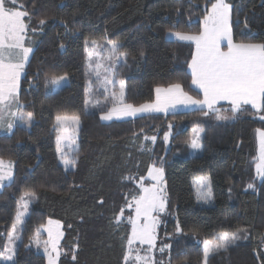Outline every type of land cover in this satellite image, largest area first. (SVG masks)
<instances>
[{
    "label": "trees",
    "instance_id": "16d2710c",
    "mask_svg": "<svg viewBox=\"0 0 264 264\" xmlns=\"http://www.w3.org/2000/svg\"><path fill=\"white\" fill-rule=\"evenodd\" d=\"M213 2L17 0L31 15L25 45L32 49L17 112L33 113V120L26 126L14 119V127L0 133V159L14 166L12 181L0 188V254L22 197L34 193L14 264H47L33 240L48 219L63 223L59 264H125L132 230L128 217L134 213L127 205L141 195V181L155 164L164 168L167 194L157 228L159 248L149 255L136 244L132 254H148L156 264H203L198 239L240 229L228 251L211 255L208 264H264V176L256 174V133L264 130V109L243 106L226 120L194 109L110 122L101 120L106 108L100 102L101 109L86 111L89 82L94 80L95 88L100 84L89 72V42H119L118 52L128 54L122 72L128 104L152 101L157 87L173 84L201 97L189 70L194 44L169 39L167 33H199ZM226 2L232 5L233 39L264 43V0ZM61 76L69 83L54 90L49 79ZM219 110L230 109L221 104ZM58 115L80 117L78 148L70 157H77L74 168L66 169L57 153ZM197 131L203 147L194 155L190 142ZM201 177L210 178V205L197 197ZM165 245L170 247L161 252Z\"/></svg>",
    "mask_w": 264,
    "mask_h": 264
},
{
    "label": "snow or ice",
    "instance_id": "6c2138e0",
    "mask_svg": "<svg viewBox=\"0 0 264 264\" xmlns=\"http://www.w3.org/2000/svg\"><path fill=\"white\" fill-rule=\"evenodd\" d=\"M232 5L226 3V0H215L211 3L210 10L204 16L203 30L197 35H188L175 33L180 40L194 41L196 44V54L192 58V83L197 85L203 91V100H197L189 96L182 89L180 84H174L168 88H157L156 99L152 103H145L139 107L131 104H123V91H121L119 107L114 103L112 108L102 115L104 120H112L113 117H135L138 113L168 112L177 109L178 106L188 107L190 105H199L216 113L218 120H226L229 117L220 113V110L214 106L221 100H229L232 104L233 118L240 112L244 105L251 104L256 109H264V43H235L233 41L232 26ZM27 18V20H26ZM31 15L23 10V5L18 4L17 0H0V130L13 128L11 120L19 119L30 126L33 120V113L17 114L11 111L13 104L19 107L18 89L21 73L25 68L28 55L31 48L24 46L27 32L29 31V22ZM39 23L43 25L44 20ZM34 31V30H33ZM225 43L227 51L221 49V44ZM119 45L116 42L111 43V48L115 51ZM142 54V53H141ZM127 56V53L123 54ZM63 77H50L49 82L59 84ZM123 89V82H121ZM7 114V117H6ZM71 119L79 123V117H56L58 124ZM171 130L172 125H168ZM171 131L165 133L164 140L167 141ZM260 154L264 159V131L260 132ZM65 139L67 137H64ZM61 137L57 138V151L61 152V160L66 169L75 166L77 157L67 158L63 149L59 146ZM145 139H148L145 137ZM153 142L156 137L150 138ZM191 148L198 150L201 148L199 137L197 136L190 142ZM258 171L264 176V169L257 165ZM12 163L7 164L0 159V187L5 185V181L12 180ZM7 169V170H6ZM148 175L153 181L162 183L163 168H153ZM201 183H208L207 178H203ZM249 188L253 185H249ZM142 194L139 198L133 197V202L127 206L134 208L135 218L129 216L128 221L132 227V239L128 241V254L125 255V264L131 259L133 262L141 261L143 264H156L154 257L133 256L131 244L134 240L155 247V230L158 220L153 213L163 212L166 206V193L163 187L153 184L151 187H145L141 184ZM27 195V194H26ZM35 196L34 193L31 194ZM201 199L211 198L210 187L207 192L200 195ZM23 199V197H22ZM102 202V201H101ZM23 207L27 209V201ZM22 213L17 214L16 223H22ZM123 211L121 212V216ZM144 223H141V220ZM119 222V218H118ZM16 223L13 224V231L16 229ZM242 231L237 229L234 232L224 231L217 234L215 240L203 241V264H208L209 257L221 251L228 249L239 238L238 233ZM62 235V234H61ZM14 238V237H12ZM9 241V247L5 250L6 254H0V260L12 262L14 264L15 246ZM37 243H39L37 241ZM170 247L165 245L159 250L164 251ZM48 255L49 264H57L61 252L57 248V241H52V251L46 247L44 249ZM75 260V255H73Z\"/></svg>",
    "mask_w": 264,
    "mask_h": 264
},
{
    "label": "rangeland",
    "instance_id": "374dc122",
    "mask_svg": "<svg viewBox=\"0 0 264 264\" xmlns=\"http://www.w3.org/2000/svg\"><path fill=\"white\" fill-rule=\"evenodd\" d=\"M210 8H209V10H210ZM202 30H203V21H202V29H201V31ZM175 33H179V32H169V33H167V38L172 39V40H179V41H186V42L193 43L194 44L193 56H194L196 54V44H195V42L194 41H189V40H180L178 37H176L174 35ZM199 33H197V34H199ZM181 34L197 35L195 33H181ZM232 34H233V31H232ZM25 39H26V37H25ZM233 41L235 43H240V42H236L234 39H233ZM111 43L107 44V43H102V42H89V44H88V46L86 48L87 57H88L89 72L91 73L92 76H95V77L100 79V84L96 88L93 87V83H95L94 80L93 81L91 80L89 82V88H88V91H87V107H86V111L87 112L88 111L97 110V109H101L102 107H105L106 108L105 112H107L110 108H112L114 103L117 105V107H119L120 104H121V101L119 100L121 91H123V102L122 103L125 104V105L128 104L126 102V83L122 79V72H123V68H124V64H125L127 56L123 55L124 52H118V48L115 51H113L112 48H111ZM116 43L120 46L119 42H116ZM221 49L223 51H227V46H226L225 43L221 44ZM31 54H32V51L28 55V60H27L26 64L28 63V61H29V59L31 57ZM193 56H192V58H193ZM191 62H192V59H191ZM191 62L189 64V70L192 73V70H191V67H190ZM26 64H25V67H26ZM23 73H24V70L21 73L19 84H20V81L22 79ZM61 77H63V79L60 81L59 84L52 83V86H53L54 90H58V89H60V88H62L64 86H66L69 83V80H68L67 76H61ZM121 82H123V89H121ZM191 85L201 92V97L194 96L193 94L187 92L182 85L181 86H182L183 91L185 93H187L189 96H191V97H193L194 99H197V100H203V98H204L203 97V91L201 89H199V87L197 85H194L192 82H191ZM169 86H171V85H169ZM169 86H162V87H159V88L164 89V88H168ZM156 89H155V93H154V99L152 101L144 102V103H141L139 105H133V106L134 107H139L142 104L154 102L155 99H156ZM18 92H19V89H18ZM99 102L102 103V107H97L96 106ZM221 104H227L228 105L230 110L222 111L221 114H223L225 116H228L229 117L228 119H230L232 117V115H233L231 101H229V100H221L214 107L219 109V106ZM244 106H250L251 108H253L256 111L262 110V109L254 108L251 104L244 105ZM194 109H207V108L206 107L201 108V106H199V105H190L188 107L178 106L177 109L175 110V112L188 111V110H194ZM11 111L15 112L14 109L11 110ZM16 112H17V110H16ZM105 112L101 113L100 118L102 117V115ZM172 112L173 111L170 110L168 112L138 113L135 117H115L114 116L112 120H104L102 118H101V120L103 122H110V121H117V120L121 121V120L133 119V118H137V117H141V116L149 115V114H168V113H172ZM17 113L21 114L20 112H17ZM62 116L74 117V116H78V115H62ZM15 121L16 120H13V122H12L13 123V127L15 125L14 124ZM20 123L25 125L24 121L20 120ZM55 128L57 129V138L61 137V139L59 141V146H60L61 149H63V153L67 156V158L70 159V157L72 156L74 151H76L77 148H78L80 117H79V123L78 124L73 122L71 119H69L68 121L62 122L60 124H58L57 121H56L55 122ZM0 131H2V130H0ZM261 131H264V130H258L257 133H256L257 143H258L257 165H260L261 168L264 169V159H261V154H260V135L259 134H260ZM0 133H3V132H0ZM197 136L199 137V142L201 143L202 146L198 150H195V149L192 148L194 155L200 154L201 151H202V147H203L202 140H201L202 132L201 131H197L193 135V139L196 138ZM64 137H67V138L65 139ZM170 137H171V135L169 136V139L166 142H169ZM57 153H58V155H59V157L61 159V154L62 153L58 152V151H57ZM8 162L9 161H5L6 164ZM153 166H155V168H162V167L157 166L155 164H151V166L149 167L148 173L153 168ZM11 171H12V179H13V176H14V166H13V164H12ZM256 174H257V177L259 179H262L263 176L258 171V167H256ZM203 178H207V181H208L207 185L201 183V180ZM9 182L10 181H5V184L9 183ZM141 184H143L145 187H151L153 184H157L158 187H163V189H164V191L166 193V182H165L164 168H163V180H162V183H158L157 181H153L151 179V177L147 174V181H145V182L141 181ZM209 187H210V191H211V198L208 199V200L199 198L202 193L207 192L209 190ZM196 189H197V197H198L199 202H201L202 204H205V205L212 204L213 195H212L211 182H210V178L209 177H201L200 179H198L197 183H196ZM26 194L24 195V198L22 199V202L20 204V210L18 212V213H22L23 214L21 216V220L23 222L22 223H16V218H17V215H16L15 221H14V223H16V229H15V231H13V228H12V230L10 232V235H9V241H10V238L14 237V238L11 239V244L15 246V253H17L18 245L22 241V231H23V227H24V222H25V220L28 218V216L30 214V209H31L32 201H33L32 195L29 194V193H26ZM141 194H142V188H141ZM26 201H27V209L25 210L23 205H24V203ZM166 205H167V194H166ZM165 209H166V206H165ZM163 212H159V213L154 212L153 213V216L156 217V219L158 220V223L156 225V230H155V236H156L155 247L154 248L150 247L146 243H142V242H140L138 240H134L133 239V242L131 244L132 245L131 248H133L134 245H136V244L140 245L142 248H147L148 249L149 255H153V253L158 250V248H159L158 247L159 238H158V235H157V228H158V225H159V222H160V219H161V214ZM132 217L135 218V210H134V213H133ZM144 222L145 221L142 219L141 223H144ZM62 236H63V223L60 220H57V219H48L47 222L45 223V225H43L37 231V233L35 235V238L33 240V244H34L35 247H38L41 250V252L44 253V255L46 256L47 264H49V259H48V255L45 253L44 249L47 247L49 251H52V241L56 240L57 241V248L61 252L60 242L62 240ZM130 239H132V230H131V238ZM204 240H210L211 241V240H215V239H198V243H200L202 245V247H203V241ZM9 241H8V245H7L6 249L9 247ZM37 241L39 243H37ZM3 254H6L5 251H4ZM135 255H139L141 257H146V255H148V254L143 256V254L140 251H137V253L133 254V256H135ZM15 256H16V254H15ZM60 257H61V255L59 256L57 264H59ZM14 261H15V257H14ZM0 263L1 264H12V262H6L4 260H0ZM136 264H143V262L137 261ZM148 264H149V262H148Z\"/></svg>",
    "mask_w": 264,
    "mask_h": 264
},
{
    "label": "crops",
    "instance_id": "0c3cea01",
    "mask_svg": "<svg viewBox=\"0 0 264 264\" xmlns=\"http://www.w3.org/2000/svg\"><path fill=\"white\" fill-rule=\"evenodd\" d=\"M24 45H25V42H24ZM26 46V45H25ZM27 47V46H26ZM14 109V111L16 112V110H17V106L15 105V104H13V106H12V108H11V110H13ZM17 113V112H16ZM6 116H7V114H6ZM11 122H12V120H11ZM3 132V131H2Z\"/></svg>",
    "mask_w": 264,
    "mask_h": 264
}]
</instances>
